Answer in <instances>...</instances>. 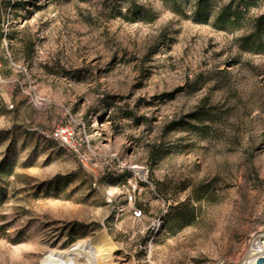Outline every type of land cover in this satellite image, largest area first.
Instances as JSON below:
<instances>
[{"label":"rangeland","instance_id":"374dc122","mask_svg":"<svg viewBox=\"0 0 264 264\" xmlns=\"http://www.w3.org/2000/svg\"><path fill=\"white\" fill-rule=\"evenodd\" d=\"M210 3L0 0V264H78L99 233L112 264L241 261L264 230V29L242 46L264 0Z\"/></svg>","mask_w":264,"mask_h":264},{"label":"trees","instance_id":"16d2710c","mask_svg":"<svg viewBox=\"0 0 264 264\" xmlns=\"http://www.w3.org/2000/svg\"><path fill=\"white\" fill-rule=\"evenodd\" d=\"M187 2L188 0H171L172 5L178 6L180 2ZM211 1L213 0H194V7H193V16L201 20L203 18H206L207 15V7H211ZM242 11L238 9H231L230 5H222L219 8L218 13L215 16V23H220L224 25V28H233L242 18ZM264 29V17H260L256 21V37L259 39L258 43H255V41H251V37H254V35H251L249 37H246L244 40V48H248L250 50H259L261 49L262 42L260 40V35L262 34ZM12 173V169L10 167H7L6 164L3 165V163L0 164V174L7 176ZM5 197V191L4 189L0 186V203L3 201Z\"/></svg>","mask_w":264,"mask_h":264},{"label":"built area","instance_id":"2783aa9c","mask_svg":"<svg viewBox=\"0 0 264 264\" xmlns=\"http://www.w3.org/2000/svg\"><path fill=\"white\" fill-rule=\"evenodd\" d=\"M48 136L62 146L72 145L73 135L68 126L57 127ZM135 190L140 191L137 187H133V191ZM260 258L264 259V230L250 237L245 253L238 264H256Z\"/></svg>","mask_w":264,"mask_h":264},{"label":"bare ground","instance_id":"6f19581e","mask_svg":"<svg viewBox=\"0 0 264 264\" xmlns=\"http://www.w3.org/2000/svg\"><path fill=\"white\" fill-rule=\"evenodd\" d=\"M115 245L105 233L97 234L86 244L84 253H81L74 262L78 264H112L111 258Z\"/></svg>","mask_w":264,"mask_h":264},{"label":"water","instance_id":"95a60500","mask_svg":"<svg viewBox=\"0 0 264 264\" xmlns=\"http://www.w3.org/2000/svg\"><path fill=\"white\" fill-rule=\"evenodd\" d=\"M256 264H264V259L263 258L258 259Z\"/></svg>","mask_w":264,"mask_h":264}]
</instances>
